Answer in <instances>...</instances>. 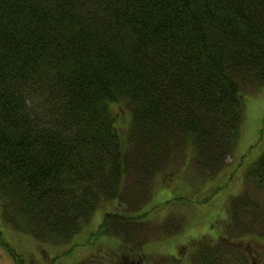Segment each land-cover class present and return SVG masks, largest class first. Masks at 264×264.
Here are the masks:
<instances>
[{
	"label": "trees",
	"instance_id": "trees-1",
	"mask_svg": "<svg viewBox=\"0 0 264 264\" xmlns=\"http://www.w3.org/2000/svg\"><path fill=\"white\" fill-rule=\"evenodd\" d=\"M263 85L264 0H0V223L69 244L102 203L133 195L128 178L185 148L218 172L247 88ZM114 106L130 113L124 135ZM246 173L264 191V152ZM115 218L107 232L137 228ZM253 248L205 241L190 264L264 261Z\"/></svg>",
	"mask_w": 264,
	"mask_h": 264
},
{
	"label": "rangeland",
	"instance_id": "rangeland-1",
	"mask_svg": "<svg viewBox=\"0 0 264 264\" xmlns=\"http://www.w3.org/2000/svg\"><path fill=\"white\" fill-rule=\"evenodd\" d=\"M245 101L239 140L218 172L197 166L192 150L185 148L155 176L128 178L125 190L133 195L121 204L102 203L69 244H42L0 223V264H190L200 243L220 238L249 252L258 248L263 259L264 191L246 172L264 152V85L249 86ZM114 110L116 127L124 135L130 113L125 106ZM237 199L248 202L237 210ZM107 213L119 215L116 222L130 216L137 228L117 232L110 221L108 233L103 224ZM235 227L254 233L237 235Z\"/></svg>",
	"mask_w": 264,
	"mask_h": 264
}]
</instances>
